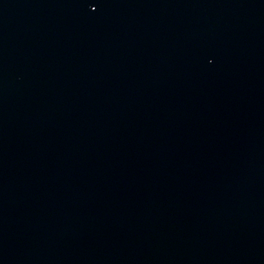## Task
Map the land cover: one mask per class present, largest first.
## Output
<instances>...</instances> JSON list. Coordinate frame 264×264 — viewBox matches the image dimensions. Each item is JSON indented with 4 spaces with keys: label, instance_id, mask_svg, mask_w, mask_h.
<instances>
[{
    "label": "water",
    "instance_id": "obj_1",
    "mask_svg": "<svg viewBox=\"0 0 264 264\" xmlns=\"http://www.w3.org/2000/svg\"><path fill=\"white\" fill-rule=\"evenodd\" d=\"M0 264H264V0H0Z\"/></svg>",
    "mask_w": 264,
    "mask_h": 264
}]
</instances>
